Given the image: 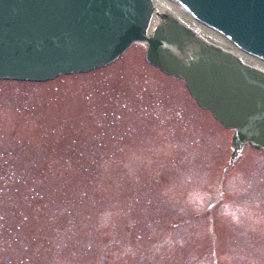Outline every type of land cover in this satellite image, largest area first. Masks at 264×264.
Returning <instances> with one entry per match:
<instances>
[{
    "label": "rangeland",
    "instance_id": "374dc122",
    "mask_svg": "<svg viewBox=\"0 0 264 264\" xmlns=\"http://www.w3.org/2000/svg\"><path fill=\"white\" fill-rule=\"evenodd\" d=\"M145 51L0 80V264H264V150Z\"/></svg>",
    "mask_w": 264,
    "mask_h": 264
},
{
    "label": "water",
    "instance_id": "95a60500",
    "mask_svg": "<svg viewBox=\"0 0 264 264\" xmlns=\"http://www.w3.org/2000/svg\"><path fill=\"white\" fill-rule=\"evenodd\" d=\"M177 1L264 59V0ZM152 12L162 21L148 32ZM134 42L146 44L149 63L183 79L199 106L234 130L232 159L245 143L264 150V71L208 43L151 0H0V79L45 81L90 71Z\"/></svg>",
    "mask_w": 264,
    "mask_h": 264
},
{
    "label": "bare ground",
    "instance_id": "6f19581e",
    "mask_svg": "<svg viewBox=\"0 0 264 264\" xmlns=\"http://www.w3.org/2000/svg\"><path fill=\"white\" fill-rule=\"evenodd\" d=\"M158 8L187 26L188 28L195 31L208 43L214 44L217 47L232 52L234 55L239 57L243 62L253 67H256L264 71V59L258 58L252 55H248L234 46L227 38L218 34L211 28L201 24L197 19H195L191 14H189L185 9H183L179 4L173 0H151ZM162 21V16L158 13L152 12L150 24L147 31L149 32L152 27Z\"/></svg>",
    "mask_w": 264,
    "mask_h": 264
}]
</instances>
